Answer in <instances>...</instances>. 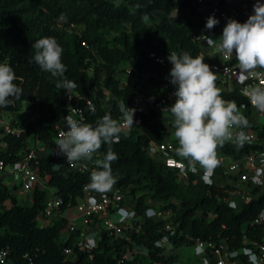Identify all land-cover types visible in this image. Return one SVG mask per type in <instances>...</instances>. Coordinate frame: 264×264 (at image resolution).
<instances>
[{"label": "trees", "instance_id": "trees-1", "mask_svg": "<svg viewBox=\"0 0 264 264\" xmlns=\"http://www.w3.org/2000/svg\"><path fill=\"white\" fill-rule=\"evenodd\" d=\"M62 14L66 22L60 20ZM206 20L198 16L194 3L183 0H120L119 4L112 0H0V64L12 67L14 82L23 90L18 99L10 98L13 102L8 107L0 108V117L19 131L2 135L3 164L11 165L26 153L29 136L33 147L51 146L55 128L67 114L66 94L55 86L56 79L29 62L35 41L53 37L63 48L64 77L77 85L70 93L90 101L93 109L88 111L84 100L76 98L68 105L81 108L86 123L94 125L106 114L118 121L121 102L127 107L135 97L146 105L153 102L171 68L170 62L159 64L153 58L183 52L200 56L201 44L189 34H199L198 27L205 26ZM203 34L216 39L219 31L212 28ZM216 83L225 100L243 106L242 114L253 119L237 88L227 89V83L220 80ZM167 115L149 110L137 127L121 132L118 142L111 145L118 156L111 165L118 177L114 187L126 192L129 199L123 206L142 220L125 227V238L99 229L90 253L75 248L77 230L68 231L64 218L52 219L49 227L37 225L46 200L44 190L34 188L18 198L17 187L9 191L0 178V252H4L0 264H174L176 258L155 245L164 236L169 250L191 247L197 240L224 245L230 252L253 250L252 243H260L263 231L250 223L264 211V189L248 187L250 199L234 208L227 203L226 191L232 188L228 184H208L191 174L180 176L164 165L160 153L148 155L150 142H167L173 148L169 156L180 161L174 154L175 138L165 140L167 133L160 128ZM249 128L257 137L256 144L237 149L225 143L217 156L240 159L264 150V125L252 121ZM108 147L99 150V159ZM31 166L61 199L59 213L76 204L91 176L42 156L33 159ZM154 207L168 215L160 220L145 218V211ZM63 249L71 250L72 260ZM244 257L237 255L242 261Z\"/></svg>", "mask_w": 264, "mask_h": 264}, {"label": "clouds", "instance_id": "clouds-1", "mask_svg": "<svg viewBox=\"0 0 264 264\" xmlns=\"http://www.w3.org/2000/svg\"><path fill=\"white\" fill-rule=\"evenodd\" d=\"M62 14L60 20L66 22ZM219 21L209 16L205 29L211 30ZM228 57L235 56L241 75V83L248 75H254L257 69L264 70V3L260 0L253 5V12L244 23L228 19L219 43L208 40ZM35 50L30 63H36L41 71L56 79V87L62 89L71 98L70 91L77 87L74 81L64 77L67 71L62 63L63 48L53 37H43L32 45ZM171 64L168 74L169 83L174 86V103L163 108L172 118L173 135L177 143L174 154L179 158L181 170L187 174H196L203 170L202 179L211 184V175L220 161L217 149L232 142L237 149L248 142V135L242 130L249 127L248 119L241 113L234 101L225 100L221 89L217 87L218 76L210 66L204 63V57H193L188 52L172 53L167 57ZM14 70L9 64H0V108L8 107L13 99H18L22 88L14 82ZM246 96L251 105L264 113V86H250ZM125 126L134 124L136 109L129 108L125 102L117 105ZM66 130L55 142L56 155L66 157V163L75 166L82 160L91 161L94 155L108 145L102 159L96 161L99 170L94 171L86 188L89 191L107 193L118 181L112 174V163L118 159L111 145L118 142L122 132L121 124L104 115L95 124L81 123L72 116L66 117ZM249 264H260L258 257L250 249L243 250Z\"/></svg>", "mask_w": 264, "mask_h": 264}, {"label": "built area", "instance_id": "built-area-1", "mask_svg": "<svg viewBox=\"0 0 264 264\" xmlns=\"http://www.w3.org/2000/svg\"><path fill=\"white\" fill-rule=\"evenodd\" d=\"M194 3L195 7H202L205 12V17L214 16L219 23L214 27L219 31V36L222 34V29L228 19H234L240 23H244L248 16L253 12V5L257 0H183ZM264 3V0H260ZM190 39L199 43L208 42L209 39H213L206 36L203 33L190 32ZM209 46H211L208 43ZM218 50V49H217ZM169 54L164 56H155L153 61L155 63L164 64L169 62L167 57ZM204 63L208 64L212 71L217 73L218 80L221 82H226L227 84L233 85L239 90V93L246 98L249 108L253 112V119L258 121L259 118L264 120V113L257 111L248 100L246 93L250 86H264V70L257 69L254 75H248L247 79L241 83V75L238 69V65L235 56L228 57L218 50L217 57L205 58ZM174 92V86L169 83L168 76L164 77L160 83V94L151 102L146 105L143 100L138 97L132 99L129 108L136 109L134 114V124L131 128L125 126L123 117L118 119L121 124L122 133L126 132L132 128L137 127L140 124L141 117L145 115L149 110H152L158 114H166L163 108L170 106L175 101V97L172 95ZM71 98L67 95L65 96V102L67 104V116H72L74 119L81 123H86L84 112L79 107H73L69 104L72 98L77 100H84V98L78 94L70 93ZM84 107L88 111H92L93 106L90 101L84 100ZM241 113L244 107L240 108ZM66 117L63 120V124L55 128V133L53 136L52 145L49 147L43 145H36L29 147L27 146L26 153L16 162L11 165H4L0 159V178L3 177L11 178L13 184L18 183L17 190L18 194L29 195L30 192L35 188L38 190H46L43 181H40L32 169L31 161L36 157L42 156L52 159L57 162H64L69 169L73 172L84 174L89 173L90 175L99 170L96 161L99 159L100 152L94 155L93 160H82L76 163L75 166H70L66 163V157L63 155H56L57 147L55 142L60 138L62 132L66 130ZM249 137L248 142L245 143L246 146L254 145L257 143V137L255 133L249 128L242 129ZM19 131L13 129L4 117H0V141L3 134H17ZM264 143V140H262ZM233 144L232 142H227ZM234 145V144H233ZM173 150L172 145L167 142H162L159 144L149 143L147 147V154L153 156L155 154H161L164 158V165L169 168H174L177 170L180 176H187L188 174L195 175L199 177V174H203V170L198 168L196 174L188 172L185 174L181 170L180 161L169 156L170 152ZM220 164L215 168L212 177H215V172L220 171L221 174L226 176L229 186L232 188L226 191L228 196L227 203L232 207L236 208L241 203L246 202L250 199V195L247 192V188L262 187L264 186V150H255L248 153L240 159H233L230 156H218ZM231 176L232 178H229ZM201 181L204 180L201 178ZM4 184V183H3ZM123 194L124 192L116 187L107 193H98L95 191H89L86 185L82 188V197L76 202V204L71 207L80 224L81 227L76 229L73 223L66 224L68 231L77 230L75 248L80 252L90 253L93 249L96 237L99 229H104L108 234L113 237L125 238L124 224L113 223L108 220L109 213L116 209H125L128 213L131 209L127 206H123ZM62 201L60 198L54 196L53 192L49 195V198L45 200L44 207L36 218V223L39 227H49L52 224V219L60 218L62 213H59L58 209ZM70 209V208H69ZM67 210V209H66ZM168 214L160 211H150L147 210L144 213L145 218L158 220L164 219ZM250 225H256L260 227L263 231V236L260 243H252L253 250H251L258 257L260 264H264V211L259 213L255 219L252 220ZM243 227V226H242ZM164 230L168 231L169 226H164ZM156 246L166 250L169 249L167 237L164 236L160 238L156 243ZM195 248L199 251L195 255L197 264H249L248 257L244 255L241 248L239 252H230L226 249L224 245L214 244L212 242H201L195 241L193 244ZM63 254L71 260L73 259L72 252L69 249H63ZM238 254L244 255V261L237 258ZM4 252H0V261H3Z\"/></svg>", "mask_w": 264, "mask_h": 264}, {"label": "rangeland", "instance_id": "rangeland-1", "mask_svg": "<svg viewBox=\"0 0 264 264\" xmlns=\"http://www.w3.org/2000/svg\"><path fill=\"white\" fill-rule=\"evenodd\" d=\"M115 4H119L120 0H112ZM200 27H198V30L200 31ZM198 31V32H199ZM230 84H227V89H230ZM221 87V86H220ZM249 117V118H248ZM246 117L250 122L255 121L254 119H251L250 116ZM164 121L160 124V128L163 132L167 133V137L165 140L168 141H172L174 139V129L172 127V118L169 115L164 116ZM252 120V121H251ZM258 125H264V120L262 118H259L258 121H256ZM26 146L32 147L33 146V141H32V137L29 136L26 138ZM222 173V172H221ZM219 174V177L215 178L211 176V181L216 182L219 185H224L226 183H228L226 176ZM2 175H0L1 177ZM203 174L200 173L199 174V179L201 181ZM229 178H232L231 176H229ZM3 183L4 185L8 188V190H12V187H17L18 183L15 182L13 184L12 179L11 178H7V177H3ZM261 188L264 189V186H262ZM53 190L47 188L45 190V196L46 199L49 198V195L51 194ZM18 198H20V194L17 195ZM123 198H124V202L123 205L126 204V202L128 201V196L126 194V192H124L123 194ZM73 210L72 208L67 209V211ZM150 211H160L161 213H163V211H161L158 207H154V208H150ZM66 211V210H65ZM66 211V212H67ZM165 218V216H164ZM161 219V218H160ZM158 219V220H160ZM108 220L113 222V223H117V224H124L125 227L131 226L133 223L139 222L142 220V217H137L136 213L132 210H130L128 213L125 211V209H116L113 212L109 213L108 215ZM198 250L195 248V246H191V247H184V248H177V249H172L169 250L168 248L164 251V253H168L170 256H173L176 258V262L174 264H196L197 260L195 255L198 254Z\"/></svg>", "mask_w": 264, "mask_h": 264}, {"label": "crops", "instance_id": "crops-1", "mask_svg": "<svg viewBox=\"0 0 264 264\" xmlns=\"http://www.w3.org/2000/svg\"><path fill=\"white\" fill-rule=\"evenodd\" d=\"M196 13L198 14V16L200 18H206L205 17V12H204V9L202 7H197L196 8ZM207 29H205V26L202 25L200 27V31L199 33H203L205 32ZM216 43H219V39H216L214 40ZM201 44V53H200V56L202 57H205V58H214V57H217L218 55V50L217 48L215 47V44H212L211 46L208 45V42H202L200 43ZM221 172L218 171V172H215V178L219 177V174ZM53 192V191H52ZM51 192V193H52ZM18 191H16L15 195H18ZM67 211V210H66ZM64 211L60 217L64 218L66 220V224H69V223H73L74 224V227L76 229L80 228L81 227V224L74 212V210H70V211ZM65 238V235H61V239H64Z\"/></svg>", "mask_w": 264, "mask_h": 264}]
</instances>
